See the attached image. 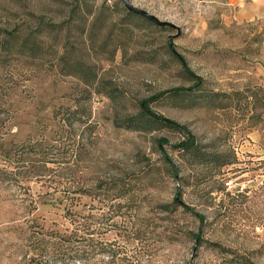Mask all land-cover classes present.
Listing matches in <instances>:
<instances>
[{"label": "rangeland", "instance_id": "rangeland-1", "mask_svg": "<svg viewBox=\"0 0 264 264\" xmlns=\"http://www.w3.org/2000/svg\"><path fill=\"white\" fill-rule=\"evenodd\" d=\"M130 1L176 25L179 35L131 16L121 0H0V28L9 32L21 36L39 22L55 24L37 57L0 53V104L18 112L20 136L52 127L55 108L91 90L87 106L96 130L85 133L91 145L82 169L127 186L123 198L98 204L95 231L80 241L87 252L59 257L33 255L25 237L9 230L28 214L0 189V264H235L236 254L264 264V158L252 153L248 137L264 126V19L254 16L250 0ZM169 42L202 78V91L193 88ZM63 48L67 64L60 60ZM82 65L79 73L94 80L91 87L74 74ZM176 87L192 90L150 107L185 125L210 161L182 156L173 147L184 138L178 131L113 123L116 115L137 112L141 100ZM223 161L231 163L220 166ZM43 190L30 183L31 194ZM179 192L202 222L170 205ZM33 214L61 221L46 208ZM193 233L205 242L196 244Z\"/></svg>", "mask_w": 264, "mask_h": 264}, {"label": "trees", "instance_id": "trees-1", "mask_svg": "<svg viewBox=\"0 0 264 264\" xmlns=\"http://www.w3.org/2000/svg\"><path fill=\"white\" fill-rule=\"evenodd\" d=\"M73 11L74 9L71 10V13ZM130 15L143 18L131 12ZM54 25L47 23V28H45L44 24L39 22L37 29L30 30L21 36L13 31L9 32L0 28V53L6 51L7 54L15 53L21 56L37 57L43 51L45 31ZM59 25H67V23ZM168 47L169 52L178 60L183 71L194 80L193 88L202 91V78L187 66L185 59L176 53L171 42L168 43ZM60 60L67 64L66 48H63ZM78 69V72L75 71L74 74L79 76L83 84L91 87L94 80L91 77L83 78L80 74L84 71L83 65L81 69ZM190 90L192 88L176 87L161 91L152 97L141 100L137 112L126 113L123 116L116 115L113 123L116 127L132 131L148 132L160 127L178 131L184 135V138L173 147L181 152L182 156L193 159L197 163L210 161L211 154L201 149L195 136L185 125L155 113L150 107V103L163 96L176 97ZM85 91L86 96L80 99L72 98L71 104L60 105L53 110L50 119L53 123L52 127L49 128L48 125H45L32 129L23 136H20L19 128L15 124L18 112L12 109L4 111L0 104V189L5 191V197L26 209L27 217L14 220L13 222L17 223L9 230L25 237L29 243V251L33 255L47 253L58 257L84 255L89 248L80 245V241L86 235L94 233L95 224L100 219L97 213L98 209L104 203L117 201L126 195L127 186L124 182L122 183L121 178L100 176L82 169L86 168L85 165L88 164L85 154L88 152L89 144L91 145L87 141L85 133L87 131L94 133L96 130V124L90 122L87 106L91 90L85 89ZM97 91L102 92L103 90L98 89ZM105 94L111 99L114 98L109 92ZM218 95L217 92L204 96L215 97ZM163 140H158L159 146ZM163 159L168 167L174 168V164L165 152ZM229 163L231 162L223 161L219 165L223 166ZM175 172L173 171L174 176H176ZM30 183L42 184L46 190L31 194ZM85 199L90 200L89 204ZM170 205L175 209L182 208L201 222L203 220L200 213L184 204L181 193L173 198ZM40 207L50 209L61 218V221L59 222L47 214H33ZM112 217L113 213L109 215L108 219ZM108 225L111 226V224ZM193 237L196 244H201L204 241L197 233H193ZM215 245L221 247L219 244ZM233 259L235 264H257L245 254H236Z\"/></svg>", "mask_w": 264, "mask_h": 264}, {"label": "crops", "instance_id": "crops-1", "mask_svg": "<svg viewBox=\"0 0 264 264\" xmlns=\"http://www.w3.org/2000/svg\"><path fill=\"white\" fill-rule=\"evenodd\" d=\"M256 18L264 19V0H250ZM249 149L256 156L264 158V126L249 133Z\"/></svg>", "mask_w": 264, "mask_h": 264}, {"label": "water", "instance_id": "water-1", "mask_svg": "<svg viewBox=\"0 0 264 264\" xmlns=\"http://www.w3.org/2000/svg\"><path fill=\"white\" fill-rule=\"evenodd\" d=\"M123 6L127 9L128 12L137 14L143 18H145L146 20H148L149 22H151L154 25L160 26V27H169L172 29H175L177 31L176 35H179V28L174 25L171 22L168 21H162L160 20L158 17H156L154 14L132 4V2L130 0H121Z\"/></svg>", "mask_w": 264, "mask_h": 264}]
</instances>
